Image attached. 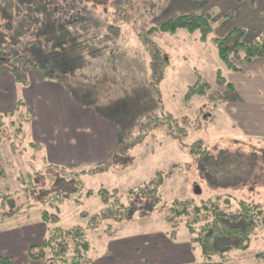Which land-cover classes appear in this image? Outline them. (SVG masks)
I'll use <instances>...</instances> for the list:
<instances>
[{
    "label": "rangeland",
    "instance_id": "1",
    "mask_svg": "<svg viewBox=\"0 0 264 264\" xmlns=\"http://www.w3.org/2000/svg\"><path fill=\"white\" fill-rule=\"evenodd\" d=\"M262 2L241 0V12L252 5V13L235 19L216 0H51L48 6L0 0L5 83L14 79L15 68L24 81L42 78L43 62H49L79 109L113 123L119 139L106 162L53 169L38 147L25 142V117L0 113V249L19 253L3 242L13 234L21 235L19 243L33 241L29 228L39 223L37 215L47 213L59 219L49 225L85 233L89 264H139L134 255L153 249L152 241L188 247L185 260L175 264H264L263 219L254 227L241 215V203L264 215V58L247 63L239 53L232 62L240 71H233L212 42L235 30L244 32L247 44L260 38ZM193 13L211 14L217 22L206 41L200 31L149 33ZM15 22L19 28L14 25L12 40H3ZM3 89L9 107L12 92ZM85 122L92 125L87 117ZM204 205L221 216L194 213L195 206ZM185 208L189 216H175ZM16 213L20 216L10 218ZM96 214L102 216L92 220ZM217 220L222 234L227 229L241 234L224 242L216 234L210 244L219 250L204 256L202 246L190 240L187 223L199 238L207 237L205 225ZM119 244L144 250L111 249ZM72 251L70 245L63 256L68 261L61 264H72ZM165 251L155 254L162 258Z\"/></svg>",
    "mask_w": 264,
    "mask_h": 264
},
{
    "label": "crops",
    "instance_id": "2",
    "mask_svg": "<svg viewBox=\"0 0 264 264\" xmlns=\"http://www.w3.org/2000/svg\"><path fill=\"white\" fill-rule=\"evenodd\" d=\"M209 2L212 0H199ZM219 1L221 11L230 12L236 15L246 13L249 17L252 13V5H249L248 11L241 12L243 6L238 5L236 0H216ZM263 5V2L260 3ZM258 9V8H257ZM255 14V12H253ZM262 19V18H261ZM230 21V20H228ZM238 26V25H236ZM0 73V113L14 114L18 113L25 117V126H27L25 142L29 145H35L39 148L43 155V161L51 168L65 167L70 168L81 167L89 164H98L106 162L110 156H113L114 150L117 148L118 137L115 136L116 129L109 120L100 117L95 112H85L79 109V105L71 97L68 89L64 87L61 80H52L48 78H32L29 79L27 86L18 85L14 79L5 83V74ZM8 79V80H9ZM5 83V85H4ZM4 86L9 87L12 92L9 95L10 106L8 107L5 100L8 99L4 93ZM18 90L22 93L19 94ZM21 102V105L19 104ZM86 117L91 120L92 125L86 127ZM24 126V130H25ZM25 133V132H24ZM104 135V136H102ZM22 136V137H23ZM20 213L10 216L16 218ZM27 219H31L27 216ZM36 220L39 221L37 226L28 227L31 233L35 234L33 241L19 243L20 234H13L8 238L5 244H11L19 250V253L13 251H4L2 248L0 258H11L13 264H17L16 259L20 258L25 264H45L43 260H32L29 257L30 247H36L43 244L44 238L48 231V225L43 221L42 214L37 215ZM192 241V236L191 239ZM164 241V240H163ZM153 249L133 248L130 245H118L111 249L134 250L144 252L139 257V264L143 262H153L155 264H175L178 261H184L187 257L186 246L172 244L169 241L159 242L152 241ZM161 244L163 247L156 248ZM183 247V249H181ZM186 247V248H185ZM165 251L162 258L158 257L162 250ZM189 249V248H188ZM155 250L158 255L155 254ZM116 252L119 256H125V253ZM183 257V259H182ZM107 259V258H105ZM127 262V260H126ZM94 264H110L109 262L96 261Z\"/></svg>",
    "mask_w": 264,
    "mask_h": 264
},
{
    "label": "trees",
    "instance_id": "3",
    "mask_svg": "<svg viewBox=\"0 0 264 264\" xmlns=\"http://www.w3.org/2000/svg\"><path fill=\"white\" fill-rule=\"evenodd\" d=\"M37 2V4H44L48 6L46 1H51V0H34ZM8 2L13 3V0H8ZM238 3L241 2V0H237ZM76 6V5H75ZM63 7V6H61ZM64 9V8H63ZM34 11V10H33ZM29 11H26V14ZM32 12V11H30ZM30 14V13H28ZM27 14V15H28ZM211 14H186V15H180L174 19H170L168 21H165L158 27L152 28L149 33L153 32H162V33H167L171 35L177 34L179 31H187L189 33H195L197 31H200L202 33L201 39L203 41H206L208 39V34L212 32L213 26L215 25V21H213ZM9 24V23H8ZM17 25L19 28V23L15 22L12 24V31L9 30L8 32L3 33L5 39L3 40H12L14 33L16 32L15 26ZM17 28V29H18ZM244 36V32L242 30H235L232 33L228 35V37L224 39H218V38H213L212 42L215 43L218 47L219 50V55L222 61L227 65V67L230 70L233 71H240L239 68H236V65L232 62V59L234 57H238L239 53H243L242 55L244 57V60L247 63H251L254 59L256 58H264V34L252 41L251 43H244L242 42V38ZM42 39V34L40 37V40ZM235 40L236 47L235 48H230L228 45L230 44L231 41ZM7 44V46H10L12 41H6L4 42ZM41 48L45 51V47L43 43H40ZM17 53V52H16ZM42 53H45L42 51ZM19 55H22L21 53H17ZM239 59V58H238ZM44 66L42 67V73L44 78L52 79V80H59L61 79L60 77H56V74L53 73L52 65L49 64V62H43ZM62 64H60V67ZM15 82L18 85L21 86H27L28 85V80L24 81V79L21 78L20 72L17 70V68L13 69L12 73ZM21 105V102H19ZM15 124V122H13ZM22 129H18L17 133H21ZM18 134H14L13 138L18 139ZM13 143V142H12ZM194 153L199 154L200 152L197 151L196 149H193ZM105 204H107V200H103ZM240 206V205H239ZM195 214H200L202 212H205L207 215L212 214L217 217H220L221 214L213 208V206H208L204 205L202 207H194L193 208ZM241 210L242 213L241 215L243 218L247 221H249L250 225H253L254 227H257L258 221L260 219H263V225H264V215L263 211H259L257 208H251L250 206L245 205L244 203H241ZM105 211L109 213L111 211V208L106 207ZM176 217H182V216H189V212L187 208H185L182 212H174ZM204 216L205 217H207ZM52 215H48L47 213L42 214V219L43 221L48 225V231L47 234L44 238L43 244L40 246L32 247L29 250V257L32 260H43L45 264H51L52 262H56L61 264V263H66L67 256L63 257L64 254H67V252L70 251V245H72L73 251L72 253L74 254L72 258V264H89V252L91 250V244L87 240L85 233L79 229V228H73V229H64L58 226H51L49 224L53 223H58V218H51ZM102 215L96 214L92 216V220L96 219L97 217H101ZM185 221L186 219L188 220L187 217H184ZM216 223L214 224H206L205 225V231H207V237H199L197 238V235L194 230H192L191 226H189V222L187 223V229L191 233L192 237V242L199 243L202 246L204 256L208 254H216V252L219 250L216 246H211L210 242L212 241V238H215V235L218 234L219 237L215 238L218 240V242H224V240H232L236 238L237 234H232V233H239V230H234V229H227L226 234H222L218 227H220V221L217 220L215 221ZM211 229L213 231H211ZM241 234V232L239 233ZM244 240L242 241L241 245L243 246L247 237H248V230L247 232L243 233ZM71 241V244H69ZM37 249V253H33V249ZM206 258V257H205ZM0 264H13V260L11 258H0Z\"/></svg>",
    "mask_w": 264,
    "mask_h": 264
}]
</instances>
